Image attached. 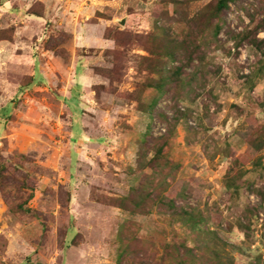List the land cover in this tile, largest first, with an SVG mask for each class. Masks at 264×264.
I'll return each instance as SVG.
<instances>
[{
    "label": "rangeland",
    "instance_id": "1",
    "mask_svg": "<svg viewBox=\"0 0 264 264\" xmlns=\"http://www.w3.org/2000/svg\"><path fill=\"white\" fill-rule=\"evenodd\" d=\"M219 1L0 0V264H264V0Z\"/></svg>",
    "mask_w": 264,
    "mask_h": 264
},
{
    "label": "trees",
    "instance_id": "2",
    "mask_svg": "<svg viewBox=\"0 0 264 264\" xmlns=\"http://www.w3.org/2000/svg\"><path fill=\"white\" fill-rule=\"evenodd\" d=\"M231 0H220L218 2V4L216 5L215 7V10H214V17L212 18V20H214V18H219L221 16V14L223 12H225L228 8H229V4H230ZM213 26V30L215 29V34H217L220 30H221V27L217 24V25H213L212 22H210ZM160 55V54H158ZM166 55V56H165ZM165 55H160L162 57H168L169 59V62H174L176 60L175 58V54L174 52L171 50V51H168L167 49H165ZM166 68V67H165ZM167 73H169L168 71H166ZM174 74H176V72H174ZM170 75L172 76L173 75V72L170 73ZM149 87L152 88L154 91H156V95H155V98L153 100V103L151 105L152 107V110L153 108H155L159 102H161L162 98L165 96L166 92L168 90H166V87L168 85V82L169 80L166 79V78H161V79H158L157 81H153V79H150L149 81ZM251 147L253 149H255L256 152H259L262 148L260 145H254L252 144ZM164 149H165V146H161V147H156V149L154 150V155L152 157V159L150 160V165L151 166H156L157 163L159 166H161V164L159 162H163L164 160H166V154L164 153ZM153 151V150H152ZM153 153V152H152ZM145 160H147V154L144 155V162ZM166 162L168 164H170V162H168L166 160ZM169 178H173V176L171 174H169L167 176V179L166 182L168 181ZM152 195L150 194L149 197H151ZM157 201L162 204L164 206V208L166 209V213L165 214H171L172 217H185L184 220L186 221H189V226L190 228L195 232V233H199V232H204L206 233L205 231L202 230L201 226H202V222L203 220L202 219H196L195 218V213L194 212H190L188 211L187 209H178L177 208V205L175 203V201H169L166 199V197L164 196V194H160L157 196ZM141 204L142 203H138L137 204V207H141ZM210 235H216L215 233H211V231H208ZM207 234V233H206ZM199 248H195L196 250H198V253H195V249H193L192 251H188V252H191L193 254V261L191 263H195V261H198L199 259H197V257H199V252H202L204 250L206 251H210V248L208 246H203L202 244L198 246ZM180 248V246H176V249L178 251V249ZM214 258L217 260V259H220V254L217 253V252H214ZM187 255V254H185ZM184 254H180L179 252H176V257H175V261L173 260V264H188V259L186 258ZM175 262V263H174ZM190 263V264H191ZM219 264V262L217 263Z\"/></svg>",
    "mask_w": 264,
    "mask_h": 264
},
{
    "label": "crops",
    "instance_id": "3",
    "mask_svg": "<svg viewBox=\"0 0 264 264\" xmlns=\"http://www.w3.org/2000/svg\"><path fill=\"white\" fill-rule=\"evenodd\" d=\"M11 16H13V17H15V18H17V17H20L21 15L20 14H16V15H11ZM22 18V17H21ZM18 19V18H17ZM3 47V46H2ZM0 48H1V46H0ZM26 54H27V52H25L24 53V55H23V57L22 56H18L17 57V60H18V62H21V61H24V59L27 57L26 56ZM5 55H0V59H1V57H4ZM59 58V57H58ZM57 58V60H55V63H56V66H57V68L59 69V68H61L63 65H64V61H61V59H58ZM27 61H30V59H27ZM31 62H33V60L31 61ZM34 62H38L37 60L36 61H34ZM80 63V62H79ZM78 63V64H79ZM47 67H50L49 65L47 66ZM87 69V70H86ZM56 72H52V73H49V71H48V69H42L40 72L42 73V74H44L45 75V78H47V80H49L50 82H55V81H57V80H59V79H61V73H62V71H59V70H55ZM59 71V72H58ZM50 74H52V75H50ZM43 75V76H44ZM77 79H72L73 81H74V84H76V85H74V86H78V87H80V86H82V89H83V91L85 92V93H87L88 91H89V86L93 83V78H92V74H91V72L89 71V67L88 68H85V69H83L82 71H81V74H78L77 75ZM62 80V79H61ZM1 82V81H0ZM9 83L11 84L12 82L11 81H9ZM0 85H2V83L0 84ZM12 85V84H11ZM17 85V84H16ZM58 86V92L60 93V94H62L63 95V93H65V89L64 88H62V86H60L59 84L57 85ZM73 86V87H74ZM81 88V87H80ZM7 92H8V94H10L9 92H11V93H13V94H15L16 92H17V90H13L12 88H10L9 90H7ZM72 89H70V90H68V93L72 96ZM17 93H19V92H17ZM75 92H73V94H74ZM79 93V92H78ZM6 94V93H5ZM3 95L2 96V98H7V97H9V96H6V95ZM77 97V96H76ZM2 125H1V128H0V133L2 134Z\"/></svg>",
    "mask_w": 264,
    "mask_h": 264
}]
</instances>
